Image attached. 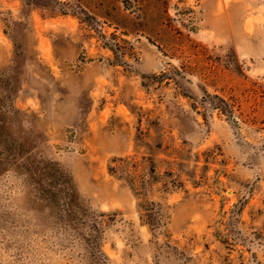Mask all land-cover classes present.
Returning a JSON list of instances; mask_svg holds the SVG:
<instances>
[{
    "label": "rangeland",
    "instance_id": "1",
    "mask_svg": "<svg viewBox=\"0 0 264 264\" xmlns=\"http://www.w3.org/2000/svg\"><path fill=\"white\" fill-rule=\"evenodd\" d=\"M0 264H264V0H0Z\"/></svg>",
    "mask_w": 264,
    "mask_h": 264
}]
</instances>
